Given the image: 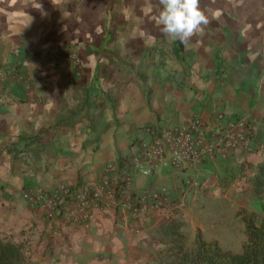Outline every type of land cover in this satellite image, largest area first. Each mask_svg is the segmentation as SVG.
Wrapping results in <instances>:
<instances>
[{"label": "crops", "instance_id": "0c3cea01", "mask_svg": "<svg viewBox=\"0 0 264 264\" xmlns=\"http://www.w3.org/2000/svg\"><path fill=\"white\" fill-rule=\"evenodd\" d=\"M0 46L1 233L81 228L48 221L29 193L94 190L152 129L222 113L249 121L264 149V0H0ZM263 158L205 161L198 181L205 168L253 172ZM175 173L136 187L197 189L192 168ZM111 219L94 211L82 228Z\"/></svg>", "mask_w": 264, "mask_h": 264}, {"label": "rangeland", "instance_id": "374dc122", "mask_svg": "<svg viewBox=\"0 0 264 264\" xmlns=\"http://www.w3.org/2000/svg\"><path fill=\"white\" fill-rule=\"evenodd\" d=\"M165 6L172 9L168 2ZM250 167L252 164L228 169L220 164L205 168L197 189L188 193L172 184L153 186L155 190L166 187L174 198L172 214L164 218L157 214L134 222L113 216L105 226L94 224L58 232L53 228L50 234L42 229L36 237L29 230L19 234L0 232V236L23 245L27 264H157L161 251L170 243L173 247L174 236L168 227L173 223L180 226L187 248L192 247L199 232L203 240L238 253L246 239L244 219L251 217L259 222L264 216V194L253 191L250 178L255 170ZM246 168L249 170L245 173ZM166 171L174 181L177 179L175 172Z\"/></svg>", "mask_w": 264, "mask_h": 264}, {"label": "built area", "instance_id": "2783aa9c", "mask_svg": "<svg viewBox=\"0 0 264 264\" xmlns=\"http://www.w3.org/2000/svg\"><path fill=\"white\" fill-rule=\"evenodd\" d=\"M149 133L150 139L140 141L134 153L105 165L102 181L94 190L60 184L47 192H31L28 200L44 211L48 221L66 228L86 225L94 211L134 222L157 214L164 218L172 214L174 206L170 191L166 187L139 191L138 177L192 168L195 173L188 176L187 184L196 188L198 168L205 161H224L236 154L264 150L254 141L249 121L226 120L222 113L209 123L194 117L186 126L165 125Z\"/></svg>", "mask_w": 264, "mask_h": 264}, {"label": "trees", "instance_id": "16d2710c", "mask_svg": "<svg viewBox=\"0 0 264 264\" xmlns=\"http://www.w3.org/2000/svg\"><path fill=\"white\" fill-rule=\"evenodd\" d=\"M262 142L264 144V138ZM250 182L255 193L264 194V158L256 165ZM244 225L246 239L241 251L232 253L223 250L215 241L203 240L199 232L192 247L187 248L184 236L179 231L180 226L173 223L168 226L174 236L173 247L170 243L161 251L157 264H264V216L259 222L247 217ZM26 259L21 243L7 241L0 236V264H27Z\"/></svg>", "mask_w": 264, "mask_h": 264}]
</instances>
